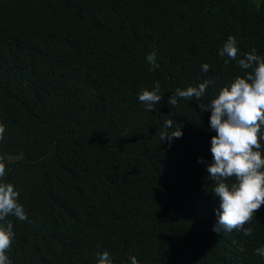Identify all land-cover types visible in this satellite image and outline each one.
<instances>
[{
    "label": "trees",
    "instance_id": "1",
    "mask_svg": "<svg viewBox=\"0 0 264 264\" xmlns=\"http://www.w3.org/2000/svg\"><path fill=\"white\" fill-rule=\"evenodd\" d=\"M229 36L264 55V0H0V162L28 215L8 217L13 264L104 251L114 264H264V204L251 236L213 231L216 133L199 104L243 75L218 55ZM205 80L199 101L168 103ZM157 83L149 112L137 95ZM169 119L181 138L161 139Z\"/></svg>",
    "mask_w": 264,
    "mask_h": 264
},
{
    "label": "clouds",
    "instance_id": "2",
    "mask_svg": "<svg viewBox=\"0 0 264 264\" xmlns=\"http://www.w3.org/2000/svg\"><path fill=\"white\" fill-rule=\"evenodd\" d=\"M218 55L227 57L225 63L235 61L243 75H237L230 84L224 86L208 104L200 103L201 112L211 111L210 130L216 134L211 138L212 160L206 165L208 177L215 183L212 192L218 198L216 222L213 231H243L251 236V229L244 225L264 204V55L255 49L241 53L235 36H229ZM155 66V54L149 57ZM209 64L201 65L205 73ZM212 81L205 80L198 86L186 89L177 88L169 97L168 103L177 106L179 99L199 101ZM137 99L145 105L146 111L156 109L162 101L160 85L151 90L144 88ZM166 130L160 133L162 140L172 141L181 138L182 129L173 128V120L163 122ZM5 126L0 123V139ZM198 162L204 163L200 158ZM6 168L0 162V264H13L7 254L15 239L14 223L8 217L27 221L24 206L19 203L20 192L11 182H4ZM234 177L232 183L228 179ZM255 254L264 258V246L255 249ZM97 264H114L108 251L96 254ZM128 264H140L136 256L128 257Z\"/></svg>",
    "mask_w": 264,
    "mask_h": 264
}]
</instances>
